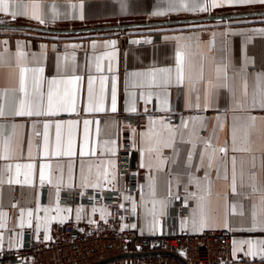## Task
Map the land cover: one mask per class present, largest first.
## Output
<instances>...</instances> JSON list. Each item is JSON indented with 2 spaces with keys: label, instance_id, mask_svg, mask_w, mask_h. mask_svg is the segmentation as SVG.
Returning <instances> with one entry per match:
<instances>
[{
  "label": "snow or ice",
  "instance_id": "1",
  "mask_svg": "<svg viewBox=\"0 0 264 264\" xmlns=\"http://www.w3.org/2000/svg\"><path fill=\"white\" fill-rule=\"evenodd\" d=\"M259 4L264 6V0H164L162 6L158 5L151 12L153 16L164 15L169 12L207 13L212 9L225 6H249ZM72 9L79 8V19H85L83 0L79 4H71ZM121 4V8H125ZM47 5L44 0H0V13H4L15 21L19 17H26L45 24ZM51 19L59 18L57 5L52 4ZM68 17L65 15L64 17ZM75 18V17H73ZM235 35L245 37L246 42L255 35L264 36V27L237 31L231 27L217 33L212 32L211 38L204 42L199 36H165V41L174 42L175 63L173 66L151 67L145 71H131L127 73L126 96L124 111L137 113L138 97L136 91L140 89L139 98L146 105L153 97L159 101V110L166 115L159 117L149 116L145 131L141 134L140 151L148 159L143 164L149 170L148 187L152 196L151 208H146V227L149 231L162 230L163 223L160 217L166 214L168 201L156 199V179L152 175V168L163 170L169 161L174 165L180 157L179 145L190 144L191 150L187 152V165L191 167L198 155L197 170L203 169L204 176L197 177L190 173V181L195 183L198 191L191 193L196 200V207L188 219H181L180 229L183 231L191 227L193 231H203L209 227H222L233 230L231 216L244 217L246 214L245 201L250 203L251 219L249 231L264 232V181L260 179L264 174V68L260 71L249 72V66L255 61L247 55L245 49L243 63L237 66L234 62L230 38ZM217 36L220 38V48L217 50ZM145 43H152L145 40ZM104 47L112 51L104 52L100 56H93L92 65L95 72L100 75L87 77L86 93L83 87L84 76L77 73L75 52L71 55L65 53L58 57L55 63L57 75L48 79L45 76L46 68L41 60L46 59L42 53L38 59L33 57L37 66H29L28 53L23 50L19 41L16 51L12 52L7 40L3 41V51H0V67L6 68L8 86L0 88V185H27L39 188L47 184L54 187L55 211L60 213L59 219L66 220L72 209H63L59 205L63 188H76L75 175L79 163L80 183L82 190L89 188L101 189L111 187L115 189L118 183V153L119 144L114 139L101 140L102 133L107 134L111 127L117 125L116 121L105 128H101L99 114L120 111V78L118 75L116 40L104 41ZM132 43H139L133 40ZM95 51L97 42H92ZM46 49V45H42ZM77 47L76 45L72 46ZM218 51L219 55H214ZM109 63L105 69L103 61ZM205 63L211 66L212 71L206 75ZM198 66V70H195ZM91 71V68L89 69ZM105 71L111 75H105ZM71 73V74H69ZM252 77L255 88L249 91L248 80ZM237 81L241 87L237 88ZM47 83V91H45ZM60 85L64 87L61 88ZM177 91L178 99H182L183 108L189 113L183 114L180 123L174 124L171 116L175 115L172 103V89ZM223 98L224 107L221 109ZM81 105L83 111L93 118H85L81 122L76 119H60L61 114H75L80 116ZM212 110L217 113L215 126L207 137L201 136V131L208 130L210 118L203 113ZM261 114H253L256 111ZM230 117V120H229ZM19 121V122H18ZM81 123L83 124L81 134ZM30 126L31 137L27 139L28 162L21 163L24 156V131ZM10 129V131H9ZM55 131L54 139L52 131ZM228 129L229 139L223 144L215 142L217 132ZM39 139L41 142L37 143ZM132 147H137L136 132L133 130ZM202 145V151L197 153V145ZM164 149H171L172 155L165 156ZM101 154L110 158L100 160L93 164L91 160L100 159ZM154 161V163L152 162ZM230 166V168H229ZM95 178L93 179V168ZM215 169L217 179L228 183V190L219 194L224 202V217L220 222H214L207 214V201L212 196V171ZM67 175V182H65ZM23 177V179H21ZM143 189V185H141ZM260 193L259 202L252 199V194ZM229 193L235 194L239 199L233 203L229 200ZM81 195L84 193L81 192ZM131 199V197H124ZM187 204V198H185ZM157 205L159 208L157 209ZM123 207V205H121ZM41 209L37 208L39 212ZM50 213L51 208H43ZM136 210L133 203V211ZM20 227L25 226V212L28 217V226H32L33 209L21 208ZM82 208L77 209L76 219L81 218ZM96 209L93 208V212ZM107 214L106 209L101 210L102 217ZM5 213L0 212V228L6 227ZM57 216H36L46 231H50V224ZM94 222V221H90ZM41 225L38 224L37 230ZM135 228L136 225H125ZM18 237L21 233L17 234ZM38 238V237H37ZM46 239H51L47 236ZM4 236L0 233V250L3 249ZM17 245L22 246L20 240ZM233 251H243L246 256L261 258L264 264V239L233 241ZM247 245V249L243 247ZM12 246L11 243L9 245Z\"/></svg>",
  "mask_w": 264,
  "mask_h": 264
},
{
  "label": "crops",
  "instance_id": "2",
  "mask_svg": "<svg viewBox=\"0 0 264 264\" xmlns=\"http://www.w3.org/2000/svg\"><path fill=\"white\" fill-rule=\"evenodd\" d=\"M85 4L84 15L85 19H79V8L72 9L71 4H79L80 0H44V3L47 5L46 8V20L47 22L44 25L51 26H75V25H84V24H101L109 22H118V21H129V20H142V19H164V18H176V17H190V16H202L207 15V13H191V12H169L160 16H153L151 12L155 11L157 6H162L164 0H83ZM125 4V8H121V4ZM57 5V11L59 13V18L53 21L51 19L52 9L51 5ZM264 8L259 4L249 5V6H225L221 8L212 9V13H227V12H237L250 9H259ZM65 15L68 17L65 19ZM0 16H3L5 19L12 20L10 16L0 13ZM75 17V18H73ZM15 21L31 23V24H40L35 20L19 17ZM231 27L237 31L252 29V28H261L264 27V19L259 20H246V21H237L229 23H210V24H197V25H185L161 29H151V30H139L131 31L126 33H108V34H96V35H87V36H73V37H52L45 35H38L33 33L25 32H13V31H0V51H3V41L7 40L12 52L16 51V43L19 41L23 46V50L28 53L27 63L31 66H37L34 63L33 57L40 58L42 53L46 54V59L41 60L43 66H45V76L50 79L52 76L57 75L55 72V63L58 57L62 58L65 53L69 55V62L71 63V55L75 52L76 64H77V73L84 76L83 87L86 93L87 88V77L91 75H100L96 73L94 66L92 65L93 56H100L104 52L112 51L111 48L104 47V41L107 40H116L118 43L116 45L117 51V61H114V65L118 62V75L120 78V111L116 114L106 113L99 114L98 118L101 120V128H105V122L107 121L111 124L112 121H116L117 125L111 127L108 130L107 134L102 133L101 140L103 139H114L118 141L119 144V153H118V183L116 184L115 189L111 187H104L101 189L89 188L87 190H100V191H120L122 192L121 204L123 207L130 213L134 218L133 221H127L123 224L124 229H132L137 231L141 235L153 236V235H162L169 234L173 232H189L191 234H200L208 230H228L222 227H209L203 231H193L191 227L185 230L180 229L181 219H188L193 209L196 207L195 198L191 197V193L197 192V186L195 183L190 181V173L194 174L197 177L204 176V170L199 169V159L198 155L194 159L193 165L189 167L187 165V152L191 150L190 144H181L179 145L180 157L177 164H173L171 161L161 171H157L155 167L152 168V175L156 179V199H166L168 205L166 208V214L160 219L163 223L162 230H157L155 232L149 231L146 227V208H151L152 196L148 187V174L149 170L142 165L148 163V159L140 151L141 145V134L145 131L149 116L159 117L161 115H166L159 110V101L153 97L146 107L148 112H144V101L139 98L140 89H131L129 91H136L138 97V108L137 113H128L124 111V99L126 96V81L127 73L131 71H145L151 67H165L173 66L175 63L174 57V42L169 40L165 41V36H199L202 41L207 42L211 38L212 32H221L225 28ZM133 40L139 41V43H132ZM145 40H151L152 43H145ZM97 42V48L95 51L92 49V42ZM234 62L239 66L243 63L245 49L247 50V55L255 61L254 65L249 66V72L260 71L264 68V36L255 35L253 39L249 42H246L245 37L241 35H235L230 38ZM42 45H46V49L42 48ZM76 45L77 47L73 48L72 46ZM217 50L220 48V38L217 36ZM214 55H219L218 51H214ZM109 61L104 59L103 64L105 69H107ZM91 68V71L89 70ZM195 70H198V66ZM205 74L208 75L211 73L212 68L210 65L205 63L204 66ZM8 70L6 68L0 67V88L8 86L7 78ZM71 74V73H69ZM105 75H111L105 71ZM249 91H253L255 88V81L250 76L248 80ZM237 88H240L241 85L237 81ZM63 88V85H60ZM45 91H47V83H45ZM172 103L175 108V115L171 116V120L174 124L180 123V116L183 114L185 117L188 115H197L193 111L189 113L187 109L183 108L182 99H178L177 91L175 88L172 89ZM224 107L223 98L221 100V109ZM83 105H81V113L79 117H76L75 114H61L60 119H76L79 118L81 122L83 119L88 118L92 119L93 117L83 110ZM253 114H261L257 110ZM210 118L208 124V130L201 131L200 135L207 137L211 132L212 128L215 126L217 115L216 112L209 110L206 113H203ZM230 120V117H229ZM19 122V121H18ZM81 134L83 129V124L81 123ZM133 130L136 132V141L137 147H133V154L137 155L136 165L134 167L135 171L139 175V190L135 193H125L126 189V177L122 175L120 170V154L123 147L122 138L126 133L132 141ZM10 131V129H9ZM24 131L25 137V148L24 156L19 160L21 163L28 162L27 158V139L31 137V128L30 126ZM55 131L53 129L52 136L54 139ZM226 139H229L228 129L217 132V138L215 142L217 144H223ZM37 143L41 142L39 139L36 140ZM132 145V143H131ZM202 151V145H197V153ZM165 156H171V149H164ZM110 158L107 155L101 154L100 159L91 160L86 162H91L93 164L99 163L100 160H107ZM154 163V161H152ZM3 161L0 160V168L3 166ZM133 164V158H132ZM230 168V166H229ZM95 178V167L93 168V179ZM23 179V177H21ZM260 179L264 181V174H261ZM212 196L207 201L206 211L209 217L214 222H220L223 220L225 209L224 202L222 199H219V194L228 190V183L225 182L222 178L217 179L216 171H212ZM65 182H67V175H65ZM75 183L77 184L76 188H63V192L69 190H82L78 187L80 183L79 177V163H77V170L75 175ZM143 185V189H141ZM61 195L59 200V205L63 209L71 208V213H63L62 215L69 216L68 219L61 221L59 219L60 213L55 211V195L54 187L45 185L44 188H39V181L37 175V186L35 188L27 185H0V212L5 213L4 222L6 227L0 228V233L4 236L3 242V251H15L19 250L22 246L17 245V240H20L21 245L25 240V235L28 230H35L38 238H42L44 242H53L57 240L62 232L63 226L70 220H72L77 227L80 226H91L96 227L100 223H105L109 219V209L102 204H93L89 206L76 205V206H67L62 203ZM131 197V199H125L124 197ZM260 193L252 194V199L259 202ZM185 198H187V204H185ZM239 198L235 194L229 193V200L235 203ZM133 203H135L136 210L133 211ZM32 208L34 215L32 218V226H28V217L25 212V226L20 227V209ZM37 208L41 210L36 211ZM43 208H51L50 213H45ZM82 208L80 213L81 218L76 219L77 209ZM93 208L96 209L93 212ZM159 206L157 205V209ZM106 209L107 214L102 217L101 210ZM246 214L244 217L240 216H231V225L233 230H229L232 233V243H231V253L235 264H261V258L259 256L251 257L246 256L243 251L234 252L233 241L241 240H259L264 239V232L260 231H249L250 219H251V208L250 203L245 201ZM45 216L52 215L57 216L58 218L51 222L50 231H46L42 226V222L36 219V216ZM94 221V222H90ZM41 226L37 230V225ZM135 224L136 227H125V225ZM18 233L22 235L18 237ZM51 236V239H46L47 236ZM11 243V247L9 246ZM245 250L247 245H243ZM149 260L142 259H133V260H122L116 262L115 264H149Z\"/></svg>",
  "mask_w": 264,
  "mask_h": 264
},
{
  "label": "built area",
  "instance_id": "3",
  "mask_svg": "<svg viewBox=\"0 0 264 264\" xmlns=\"http://www.w3.org/2000/svg\"><path fill=\"white\" fill-rule=\"evenodd\" d=\"M120 170L126 177L125 193L139 190V175L132 158L133 147L128 134L122 138ZM84 194L81 195L80 193ZM120 191L69 190L61 201L67 206L102 204L109 209V219L96 227L80 226L70 220L62 228L59 238L44 242L35 230H28L22 247L15 251H0V264H94L124 253L172 252L188 264H235L232 253V233L229 230H208L200 234L173 232L145 236L123 224L133 221L121 207ZM149 264H181L170 256L145 258ZM115 264V263H113Z\"/></svg>",
  "mask_w": 264,
  "mask_h": 264
},
{
  "label": "water",
  "instance_id": "4",
  "mask_svg": "<svg viewBox=\"0 0 264 264\" xmlns=\"http://www.w3.org/2000/svg\"><path fill=\"white\" fill-rule=\"evenodd\" d=\"M264 19V8L250 9L237 12L212 13L202 16L176 17L164 19H142L118 21L101 24H84L75 26H51L44 24H31L5 19L0 16V31L25 32L52 37L87 36L108 33H126L139 30L161 29L185 25L229 23L246 20ZM137 155L133 154V165H136ZM159 256H170L177 259L181 264H188L180 255L172 252H138L124 253L112 258L99 261L94 264H113L122 260H133ZM262 264V263H261Z\"/></svg>",
  "mask_w": 264,
  "mask_h": 264
}]
</instances>
